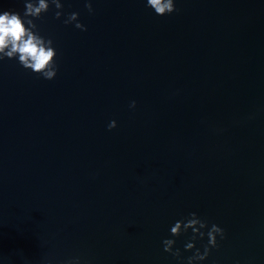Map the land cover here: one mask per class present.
I'll list each match as a JSON object with an SVG mask.
<instances>
[{
	"label": "water",
	"instance_id": "1",
	"mask_svg": "<svg viewBox=\"0 0 264 264\" xmlns=\"http://www.w3.org/2000/svg\"><path fill=\"white\" fill-rule=\"evenodd\" d=\"M63 2L55 78L0 61V264H182L192 211L201 264H264V0Z\"/></svg>",
	"mask_w": 264,
	"mask_h": 264
},
{
	"label": "clouds",
	"instance_id": "2",
	"mask_svg": "<svg viewBox=\"0 0 264 264\" xmlns=\"http://www.w3.org/2000/svg\"><path fill=\"white\" fill-rule=\"evenodd\" d=\"M89 11H93L91 0H86ZM23 12L10 8H0V61L5 58L16 59L27 69L41 75L46 79L56 77L59 70L57 63V48L51 36L43 34L36 20L42 18L55 6L57 18L65 16V24L75 22L77 28L86 30L87 26L81 22L79 12H63V0H24ZM147 6L151 7L158 15H165L176 10V0H147ZM136 101L131 102L130 107H135ZM117 120L112 119L108 128H115ZM191 230V238L184 244V249L191 250L192 254L183 257L181 249L175 247V237ZM171 236L163 240L165 251L172 253L174 257L186 264H201L210 255L213 248L219 247V240L225 238V229L218 223H211L201 218L196 211L188 216L175 220L170 226ZM207 237L203 250L197 247V240ZM236 264H240L237 260Z\"/></svg>",
	"mask_w": 264,
	"mask_h": 264
}]
</instances>
